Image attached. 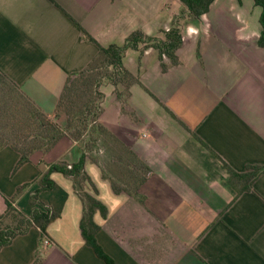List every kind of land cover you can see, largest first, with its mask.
I'll use <instances>...</instances> for the list:
<instances>
[{
	"label": "crops",
	"instance_id": "0c3cea01",
	"mask_svg": "<svg viewBox=\"0 0 264 264\" xmlns=\"http://www.w3.org/2000/svg\"><path fill=\"white\" fill-rule=\"evenodd\" d=\"M184 8L181 0H0V71L55 117L68 76L99 52L78 23L100 44L121 45L135 30L163 38ZM261 12L255 0H214L183 26L179 64L164 57L167 71L153 47L142 55L125 51V67L143 85L133 84L128 95L119 85V95L110 83L113 99L104 98L100 121L152 173L137 195L116 192L100 160L85 161L97 192L86 188L107 208L106 216L94 215L97 241L117 264H264V173L237 195L223 164L239 172L264 164ZM58 120L64 126L66 115ZM82 152L81 142L65 136L14 171L20 153L0 149V214L19 185L51 163L77 162ZM51 178L55 187L39 196L58 216L46 235L32 226L2 247L0 264H107L82 235L83 202L73 180L59 171ZM39 185L14 203L27 216L39 206L30 202Z\"/></svg>",
	"mask_w": 264,
	"mask_h": 264
},
{
	"label": "trees",
	"instance_id": "16d2710c",
	"mask_svg": "<svg viewBox=\"0 0 264 264\" xmlns=\"http://www.w3.org/2000/svg\"><path fill=\"white\" fill-rule=\"evenodd\" d=\"M181 1L185 6L181 11L186 13L188 19L182 25L180 20L184 19L185 16L182 14L176 15L172 26L169 30L164 31L163 38L148 35L142 30H135L127 37L124 44L113 43L104 46L78 23L85 38L99 46V52L83 70L68 76L57 103L55 117H50L15 82L0 71V149L5 146H12L20 153V159L14 171L30 161L33 153L50 151L65 136L81 142L85 130L90 126L94 131L99 132L100 136H104L103 134L109 136L125 150L129 156V162L133 165L132 170H130L131 182L127 186H121L111 178L114 190L116 192L126 191L130 194H138L140 186L149 178L152 170L130 146L121 141L101 123L102 104L105 98L101 87L104 83L109 82L119 92V85H123L124 94L128 95L133 84H142L140 77L127 69L123 63V56L128 48L141 50V55L150 47L157 49L163 71L168 69V64L164 61L165 56L170 59L173 65L179 64L177 50L183 43V26L189 23L190 20L199 18L202 14L208 12L214 0ZM255 4L262 7L260 15L262 32L258 43L264 47V0H255ZM5 80L10 81L12 84L9 89L1 85ZM12 91L17 92L19 97H16ZM118 94L121 95L122 93L119 92ZM153 96L162 103L155 95ZM166 108L171 112L167 106ZM62 113L66 115L64 126L58 120L59 115ZM172 114L176 117L173 112ZM85 146H83L82 155L77 162L72 164L67 162L51 163L47 171L39 178L33 182L19 185L12 197H6V210L0 214V249L10 244L17 235L26 233L32 226L39 227L42 236L47 234L48 224L58 216V213L46 205L40 199L39 194L55 187L56 183L51 178V174L54 171H59L71 177L74 188L82 199L81 230L86 243L107 264H117L97 241L96 235L100 226L95 221L94 215L99 210L103 216H106L107 208L86 188L88 184L94 189L95 193L97 192L96 186L85 171L87 156ZM223 164L229 173L227 180L237 191V195L244 191L253 190L254 181L264 173V164L248 165L246 171L243 172L236 171L226 162H223ZM37 182L40 185L31 195L30 202L33 205L39 204V206H35L31 215L27 216L14 203L26 188ZM11 217L13 223L4 226L5 220Z\"/></svg>",
	"mask_w": 264,
	"mask_h": 264
},
{
	"label": "rangeland",
	"instance_id": "374dc122",
	"mask_svg": "<svg viewBox=\"0 0 264 264\" xmlns=\"http://www.w3.org/2000/svg\"><path fill=\"white\" fill-rule=\"evenodd\" d=\"M181 14L185 16L184 19L180 20V24L183 25L187 21L188 17L186 16V13H184V11L179 12L177 15ZM127 63H130V58L128 57ZM1 85L6 89H9L12 86L11 82L8 80L2 82ZM109 88H112L110 83H104L102 85V90L105 93V99L107 96L112 100L113 98L111 97L110 93L107 92ZM141 89L144 92L148 93L142 86ZM13 93L16 97H19L17 92ZM140 102L142 103V101ZM106 104L108 107H110L112 103L108 100ZM103 135L104 136H100L99 132L94 131L93 128L89 126V128H87L84 132V135L81 139V144L82 146L86 145L85 150L87 156L91 157L96 162L98 158L107 170V173L114 179L117 184L121 186H127L128 183L131 182L130 170H132L133 168V165L129 162V156L126 154L125 150H123L109 136L105 134ZM98 137H100V139H98ZM11 223H13L12 217L6 219L3 225L8 226Z\"/></svg>",
	"mask_w": 264,
	"mask_h": 264
},
{
	"label": "built area",
	"instance_id": "2783aa9c",
	"mask_svg": "<svg viewBox=\"0 0 264 264\" xmlns=\"http://www.w3.org/2000/svg\"><path fill=\"white\" fill-rule=\"evenodd\" d=\"M166 57V56H165Z\"/></svg>",
	"mask_w": 264,
	"mask_h": 264
}]
</instances>
